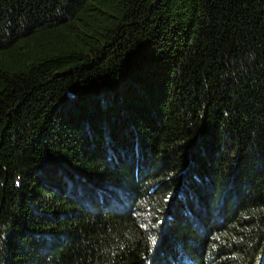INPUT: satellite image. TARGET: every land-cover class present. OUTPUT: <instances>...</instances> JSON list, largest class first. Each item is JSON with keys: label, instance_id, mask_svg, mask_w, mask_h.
I'll return each instance as SVG.
<instances>
[{"label": "trees", "instance_id": "1", "mask_svg": "<svg viewBox=\"0 0 264 264\" xmlns=\"http://www.w3.org/2000/svg\"><path fill=\"white\" fill-rule=\"evenodd\" d=\"M0 264H264V0H0Z\"/></svg>", "mask_w": 264, "mask_h": 264}, {"label": "bare ground", "instance_id": "2", "mask_svg": "<svg viewBox=\"0 0 264 264\" xmlns=\"http://www.w3.org/2000/svg\"><path fill=\"white\" fill-rule=\"evenodd\" d=\"M122 195V194H121ZM124 197V196H123ZM126 200V199H125Z\"/></svg>", "mask_w": 264, "mask_h": 264}, {"label": "water", "instance_id": "3", "mask_svg": "<svg viewBox=\"0 0 264 264\" xmlns=\"http://www.w3.org/2000/svg\"><path fill=\"white\" fill-rule=\"evenodd\" d=\"M74 89H76V88H74Z\"/></svg>", "mask_w": 264, "mask_h": 264}]
</instances>
